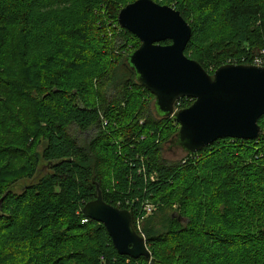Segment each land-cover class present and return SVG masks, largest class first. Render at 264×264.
Instances as JSON below:
<instances>
[{
    "label": "trees",
    "instance_id": "trees-1",
    "mask_svg": "<svg viewBox=\"0 0 264 264\" xmlns=\"http://www.w3.org/2000/svg\"><path fill=\"white\" fill-rule=\"evenodd\" d=\"M97 2L78 0L76 4L82 9L87 33L96 38L93 44L96 52L88 56L89 59L93 56L95 64L85 60L75 67L65 62L66 55L58 60L54 58L59 45L55 35L45 31L51 25L65 26L64 10L53 18L48 13L54 0H25L20 20L14 2L0 0V15L7 27L5 32L10 34L21 24L23 67L38 56H46L44 75L37 77L39 89L16 91L14 83L4 79L0 72V100L11 107L5 108L0 102V116L18 107L22 110L20 106L29 102L35 118V122L23 129H14L9 136L7 130H2L4 123H0V158L12 162L11 166L0 168L3 172L0 177V233L14 228L23 219L26 247L31 251L26 254L0 244V264H165L156 248L163 246L165 249L177 235L186 233L193 242L202 240L204 248L210 252L230 250L235 242L225 236L233 218L231 208L227 206L226 209L227 196L240 185L238 179L244 178L249 170L243 169L245 161L264 163V116L258 120L260 134L256 140L221 139L197 152L185 164L182 160L165 162L162 147L174 140L178 125L173 119L153 115L148 108L153 97L135 80L127 62V56L140 46L136 37L123 30L118 46L125 58L121 62L118 56L122 55L111 56L106 25L98 27V18L92 14ZM133 2L135 0L130 3ZM153 2L174 8L190 25L191 38L184 55L199 63L206 72V63L215 65L214 71L228 60L249 65L250 59L264 50V0ZM225 24V37L219 42H210L209 32ZM130 38L133 40L131 46L127 44ZM134 41L137 44H133ZM193 47L199 48L202 54L198 52L199 56L190 57ZM72 55L75 59V53ZM111 59H115L116 65ZM33 67L31 65L30 69ZM20 70L26 68L20 66ZM18 84L19 79L15 85ZM191 103L192 100L183 98L178 108H187ZM87 133L89 137L80 143L78 134ZM122 138L128 144H123ZM11 139L19 147L12 146ZM42 145L43 150L37 157V147ZM15 160L26 162L22 179L29 180V184L24 183L20 188V194L9 191L4 182L7 174L16 172ZM40 166L50 172L35 181L34 174ZM212 171L217 173L219 184H212V179L207 183L200 180V174ZM157 173L159 180L154 177ZM183 179L190 187L189 193L181 194L182 212L168 219L165 232L159 236L153 233L148 225L151 223L149 216L142 222L149 259L118 255L101 225L91 220L82 223L85 219L83 206L96 199L97 188L102 200L112 207L117 202L135 201L131 212L133 223L134 214L145 198L152 201L162 195L160 200L168 205V198L175 193L174 186ZM197 183L200 185L196 188ZM202 185H212L210 196L201 195ZM210 202L216 206L211 208ZM186 219V227L182 229L181 223ZM261 229L264 236V222ZM185 242L190 241L186 239ZM185 261V264H207L196 257Z\"/></svg>",
    "mask_w": 264,
    "mask_h": 264
},
{
    "label": "water",
    "instance_id": "water-1",
    "mask_svg": "<svg viewBox=\"0 0 264 264\" xmlns=\"http://www.w3.org/2000/svg\"><path fill=\"white\" fill-rule=\"evenodd\" d=\"M117 23L140 42L127 56L135 80L153 96L156 115L173 119L179 127L172 144L192 155L221 139L258 138V120L264 116V67L224 65L209 75L184 55L190 25L175 9L152 0L126 5ZM183 98L192 100L191 105L174 112ZM82 214L106 230L118 255L150 258L129 212L106 204L98 188L96 199L83 206Z\"/></svg>",
    "mask_w": 264,
    "mask_h": 264
},
{
    "label": "rangeland",
    "instance_id": "rangeland-1",
    "mask_svg": "<svg viewBox=\"0 0 264 264\" xmlns=\"http://www.w3.org/2000/svg\"><path fill=\"white\" fill-rule=\"evenodd\" d=\"M12 1L16 7V12L15 9L14 12L18 15L17 19L20 20L24 14L25 0ZM95 1H98V4L93 7L92 14L98 18L96 25L98 27L103 26V24L106 25L111 56L122 55V57L118 56V58H121L120 61L123 62L125 57L123 51H120L121 49L118 46V42H122V37L120 36L123 35V29L120 28L117 23V16L122 8L134 0H89L91 4L95 3ZM77 2L78 0H54V4L49 8L48 13H50V16L53 18L64 10V13L66 14L65 26L51 25V27L45 29L46 33H52L55 35L54 39H57L59 45L57 46V57L54 58L58 60L60 56L66 55L67 58L65 62L67 64L70 63V65H74L75 67H78L79 64L85 60H87L86 62L91 60V64H95L92 59L93 56L91 59H89L88 56L93 55L96 52V49L93 46L96 42V38L93 35H90L89 32L87 33L84 27V16L83 13H81L82 9L76 6ZM189 19L191 20L192 16H189ZM20 26L21 24L18 28L11 30L10 34L6 33L5 29L7 27L0 15V72L4 79L6 78L8 81L14 83V90L22 92L32 88H40V85L37 83V77L39 78L40 75H44L42 70L46 63V56H38L34 61L23 67L22 41L21 36L19 35ZM226 26L227 25L225 24V26L221 25L220 27L212 29L208 34V40L210 42L211 40H214L215 42L222 40L227 34ZM130 42H133L131 38L130 41L127 42L129 46H131ZM122 44L125 45V43ZM133 44H137V42L134 41ZM138 44L140 45V42ZM195 47L189 51V55L192 58L199 56L198 52L202 54V51H198L199 48ZM73 53H75V59L72 55ZM114 61L115 59H111L113 65H116V62L114 63ZM31 65H34L32 69H30ZM20 66L22 69L26 68V70H20ZM206 66L208 68V74L212 75L215 65L206 63ZM18 79L19 84L16 86L15 83H17ZM3 101L0 100L2 106L6 108L7 106ZM20 107L23 111L18 107L17 110H7L8 112L4 111V113H1L2 117L0 116V123H4L2 130H7L8 136L14 132V129H23L32 122H35V118L29 107V102L22 104ZM7 108L10 109L11 107L8 106ZM148 108H150L153 115H156L154 98L148 103ZM89 135V133L86 135L78 134L79 142L81 143V141L86 139V137H89ZM121 140H123L121 141L123 144H128V141H124L123 138ZM10 144L14 147H19L14 143L13 139L10 140ZM43 147L44 145L37 147V157L40 156ZM161 154L162 159L169 164L178 163L186 156V153L179 146L172 144V142L169 141L163 145ZM13 163L15 164L14 169L16 172H14V174H7V177L4 178V182L7 184L9 191L14 194H20V188L24 187V183L29 184L27 178L22 179L24 176L23 174H25L23 169L26 167V162L24 160H15ZM11 165V160L0 158V168ZM243 166V169L247 168L249 170L244 173V178L238 179V184L240 185L234 187V191L228 194L226 201V209H228L227 206L231 208L233 211V218L230 222V230L227 231V234L225 233V236L228 237L229 240L235 242V246L225 252H210L204 248L202 240L193 242V238L188 236L187 233L184 234V236L180 234L179 236L177 235L178 237L176 236L172 239L165 249L163 246L156 248L158 255L163 259V263L185 264V260L196 257L199 261H204L207 264H264V236L261 235V226L264 222V163H261V161L254 163L245 161ZM48 170L49 169L46 167H38L37 174H34L36 176L35 181H39L44 175L49 173L50 170ZM1 175H3V172L0 169V177ZM159 176L160 175L157 173L155 178L159 180ZM217 177L218 175L214 171H212V173L200 174V180L205 183L212 179V184H219V179ZM184 180L185 179L181 180L179 184L174 186L173 190L175 193L168 198V205L165 204L164 200H160L162 195L156 200H153L155 209L149 216L151 223L148 225L149 229L152 228V232L158 236L165 232L169 222L168 219H170L171 216L175 217L182 212L179 200L181 194L189 193L190 188L186 185ZM199 185L200 184L197 183L196 188ZM202 186L203 188L201 191L203 192L201 195L207 194V196H210L211 193L209 191L213 188L212 185L206 187H204V185ZM191 200L193 201L194 199ZM210 203L211 208L216 206V203ZM18 222V225L14 228H10V230L0 233V244L7 247V249L22 250V253L26 252V254H30L31 251L26 247L27 235L23 231L24 221L23 219H20ZM181 224L182 229L185 228L187 219L183 220ZM186 239L191 243L185 242Z\"/></svg>",
    "mask_w": 264,
    "mask_h": 264
},
{
    "label": "built area",
    "instance_id": "built-area-1",
    "mask_svg": "<svg viewBox=\"0 0 264 264\" xmlns=\"http://www.w3.org/2000/svg\"><path fill=\"white\" fill-rule=\"evenodd\" d=\"M250 61H251V64H249V65H251V66L264 67V50H260L256 55H254L250 59ZM226 65H238V64L235 60H228L226 62ZM179 101L180 100H178L174 105V112L182 110V109L178 108ZM141 124L142 123L140 122V125ZM195 154L185 156L186 158L184 157L182 159L181 163L185 164L186 161L192 160L194 158ZM119 155H121V154L119 153ZM126 158H128V157H126ZM150 180L153 181V179H150ZM135 203H136L135 201L132 202V201L125 200L123 203L117 202L116 205L114 206V208H116L118 210H125V211L129 212V214L131 215V212H133V206ZM154 209H155V206L153 204V200L151 201L149 198L148 199L145 198L143 200V202H141L140 207L137 210V212H135V214L133 213L134 219H133L132 227H133V229L134 228L136 229V232L138 233V234L137 233L136 234L138 236L142 237L143 239H144V236L142 234V229H141L142 228V222H143L144 218H147L148 216H150L154 212ZM87 220H90V219L85 217V219L82 221V223H86ZM131 222H132V219H131Z\"/></svg>",
    "mask_w": 264,
    "mask_h": 264
}]
</instances>
